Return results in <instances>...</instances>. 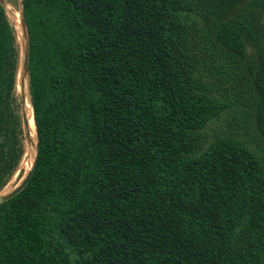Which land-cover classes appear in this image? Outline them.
Instances as JSON below:
<instances>
[{
    "label": "trees",
    "instance_id": "16d2710c",
    "mask_svg": "<svg viewBox=\"0 0 264 264\" xmlns=\"http://www.w3.org/2000/svg\"><path fill=\"white\" fill-rule=\"evenodd\" d=\"M4 1L0 264H264V0Z\"/></svg>",
    "mask_w": 264,
    "mask_h": 264
},
{
    "label": "rangeland",
    "instance_id": "374dc122",
    "mask_svg": "<svg viewBox=\"0 0 264 264\" xmlns=\"http://www.w3.org/2000/svg\"><path fill=\"white\" fill-rule=\"evenodd\" d=\"M4 8L6 9L7 15L16 29L18 42L20 43L19 45L20 59H19L18 70H17V95L19 97L22 96V98L26 99L25 110H26L27 119L30 118V121L28 120V125H29V132H30V138L32 140V144L29 146L28 142H26L27 149H26V155L23 159V162L18 172L16 173V175L10 181V183L1 191L0 193L1 197L7 196L15 188H17L22 183L26 175L28 174L29 170L32 167L33 161L35 160V157H36L35 145L37 142L33 109H32V105H31L30 98H29V80L28 78H26L24 81L22 80V77H23L22 76V61H23V47H24L22 15L18 9L11 6L6 1L4 2ZM1 128L2 127H1V118H0V148L2 147L5 141L4 130H1ZM22 173H23V177L20 178Z\"/></svg>",
    "mask_w": 264,
    "mask_h": 264
},
{
    "label": "water",
    "instance_id": "95a60500",
    "mask_svg": "<svg viewBox=\"0 0 264 264\" xmlns=\"http://www.w3.org/2000/svg\"><path fill=\"white\" fill-rule=\"evenodd\" d=\"M2 2L4 3L5 1L2 0ZM21 15H22V29H23V34H24L23 61H22V76H23L22 80L24 81L28 76L29 68H30V40H29V32H28V28H27L24 15L22 13ZM25 103H26V99L23 98V122H24V128L26 130L27 142H28V145L30 146L32 144V140L30 138L28 119H27L26 110H25ZM36 156H37V146H36ZM35 162H36V158H35L32 169L28 172V174L26 175L22 183L17 188H15L11 193H9L5 197L0 196V205L14 198L26 188V186L30 182V179L33 175Z\"/></svg>",
    "mask_w": 264,
    "mask_h": 264
},
{
    "label": "bare ground",
    "instance_id": "6f19581e",
    "mask_svg": "<svg viewBox=\"0 0 264 264\" xmlns=\"http://www.w3.org/2000/svg\"><path fill=\"white\" fill-rule=\"evenodd\" d=\"M32 109H33V108H32ZM33 116H34V114H33ZM28 120L30 121V118H28ZM34 121H35V119H34ZM35 128H36V127H35ZM36 136H37V133H36ZM36 146H37V142H36V145H35V150H36ZM35 158H36V157H35ZM34 161H35V160H34ZM34 161H33L32 167H33V165H34ZM32 167H31V169H32ZM31 169H30V170H31ZM30 170H29V171H30Z\"/></svg>",
    "mask_w": 264,
    "mask_h": 264
}]
</instances>
